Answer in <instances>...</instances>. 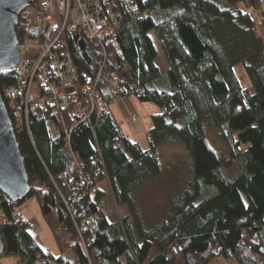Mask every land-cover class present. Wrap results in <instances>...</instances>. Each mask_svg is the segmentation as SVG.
I'll return each mask as SVG.
<instances>
[{
    "label": "trees",
    "instance_id": "1",
    "mask_svg": "<svg viewBox=\"0 0 264 264\" xmlns=\"http://www.w3.org/2000/svg\"><path fill=\"white\" fill-rule=\"evenodd\" d=\"M136 1L140 13H125L106 55L83 34L65 36L61 48L69 52L79 89L69 107L45 101L53 93L39 76L32 100L44 104L29 105L27 117L25 94L6 95L19 87L17 74L0 72L31 182L27 199L38 203L60 251L44 252L16 209L24 202L0 191V213L8 219L0 225L4 255L21 264H210L217 258L264 264V0ZM31 9L20 16L19 40ZM238 65L253 90L242 86ZM102 66L119 80L121 99L135 96L161 108L152 116L147 150L124 134L110 110L117 98L105 83L96 87L100 115L75 121L76 107L87 102L82 89ZM207 129L227 144L230 158L209 146ZM169 144L186 149L192 177L164 217L148 226L136 193L160 175L158 149ZM109 193L128 209L123 218L114 220L107 210Z\"/></svg>",
    "mask_w": 264,
    "mask_h": 264
},
{
    "label": "built area",
    "instance_id": "2",
    "mask_svg": "<svg viewBox=\"0 0 264 264\" xmlns=\"http://www.w3.org/2000/svg\"><path fill=\"white\" fill-rule=\"evenodd\" d=\"M35 3L28 18V32L16 46L21 59L13 71L19 87L10 88L6 94L7 97L17 91L25 94V115L29 114V105L34 108L44 104L41 99L32 100L33 85L39 76L43 86L52 90V97L45 99L49 105H55L56 109L67 108L76 101L79 91L76 70L69 52L61 48L66 35L83 34L106 55L107 48L121 30L125 13L132 16L140 13L136 0H36ZM100 82L109 85L113 96L120 99L119 80L105 72L102 66L94 82L82 89L87 102L76 107V122L88 120L93 114L100 115L96 102V87ZM15 117L18 128H23L22 113L16 112ZM131 119L136 121L134 115ZM13 218L17 220L18 214L14 213ZM7 221L0 213V225Z\"/></svg>",
    "mask_w": 264,
    "mask_h": 264
},
{
    "label": "rangeland",
    "instance_id": "3",
    "mask_svg": "<svg viewBox=\"0 0 264 264\" xmlns=\"http://www.w3.org/2000/svg\"><path fill=\"white\" fill-rule=\"evenodd\" d=\"M31 9V8H30ZM30 12L32 11L29 10ZM255 19L258 18V11H251ZM264 36V34H263ZM151 37L157 50V63L163 72L168 71V65L164 58L161 45L154 33ZM237 76L245 88H252V83L242 65L236 67ZM110 110L121 126L124 134L131 140L139 144L143 150H147L149 145L148 133L153 127L152 116L162 112L161 108L149 102H141L135 96L126 99H117L110 105ZM134 115L136 121H132ZM210 147L223 157L230 158L229 147L218 136L213 129L205 131ZM160 164V175L153 181L147 183L136 193V203L147 225H153L160 221L166 211L170 209L171 201L182 190L188 186L192 177V163L186 149L177 144L164 145L158 149ZM172 163H175L172 165ZM229 171H236V167L229 168ZM105 206L114 220H118L127 214L126 207L118 206L112 194L109 193L105 201ZM31 223L30 234L34 241L44 252L50 251L56 256L60 255L59 248L47 223L42 217L40 207L34 198H29L16 208ZM183 264V260L180 259ZM2 264H20L16 256L4 255ZM210 264H237L234 259L217 258Z\"/></svg>",
    "mask_w": 264,
    "mask_h": 264
},
{
    "label": "water",
    "instance_id": "4",
    "mask_svg": "<svg viewBox=\"0 0 264 264\" xmlns=\"http://www.w3.org/2000/svg\"><path fill=\"white\" fill-rule=\"evenodd\" d=\"M36 0H0V72L13 71L21 56L16 48L20 16ZM0 191L12 202H24L31 192L25 158L5 101L0 92ZM5 251L0 227V260Z\"/></svg>",
    "mask_w": 264,
    "mask_h": 264
},
{
    "label": "crops",
    "instance_id": "5",
    "mask_svg": "<svg viewBox=\"0 0 264 264\" xmlns=\"http://www.w3.org/2000/svg\"><path fill=\"white\" fill-rule=\"evenodd\" d=\"M263 9H264V5H263ZM263 34H264V29H263ZM160 67V66H159ZM161 68V67H160ZM162 70V69H161ZM163 72V71H162ZM165 73V72H164Z\"/></svg>",
    "mask_w": 264,
    "mask_h": 264
}]
</instances>
